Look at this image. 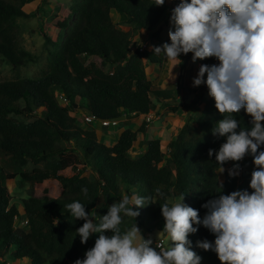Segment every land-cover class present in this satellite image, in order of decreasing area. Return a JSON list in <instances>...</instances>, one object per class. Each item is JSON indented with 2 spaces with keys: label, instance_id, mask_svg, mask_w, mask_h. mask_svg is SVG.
Instances as JSON below:
<instances>
[{
  "label": "trees",
  "instance_id": "trees-1",
  "mask_svg": "<svg viewBox=\"0 0 264 264\" xmlns=\"http://www.w3.org/2000/svg\"><path fill=\"white\" fill-rule=\"evenodd\" d=\"M37 1L45 3L0 0V57L13 70L37 60L21 44L19 23L43 11L42 5L31 13L24 10ZM174 1L165 0L163 6H155L153 0H71L69 6L59 10L50 35L45 36L46 70L36 78L0 81L1 264H7V254L15 260L28 259L29 264H74L77 259H84L99 233L92 234L86 244L81 243L76 230L84 221L75 220L65 207L74 201L85 204L87 212L93 211L94 222L99 223L108 206L124 194L136 192L152 197L149 202L156 203L138 209L133 206V210L140 212L136 223L148 233H162L165 221L161 204L165 201L156 195V188L170 200L184 195L188 206L198 210L201 218L207 212L202 205L208 200L238 191L240 172L230 177L227 170L232 167L227 162L223 165L226 171L218 174L215 151L226 142V137L212 134L216 123L224 119L212 97L203 110L195 113L196 101L185 104L177 100L179 105L169 104L173 114L182 104L188 111L176 137L167 146L160 138L143 140L140 144L146 147L145 151L136 156L131 153L139 135L147 132L148 115L156 109L151 94L157 99L171 98L167 90L154 89L145 67L146 63L163 66L165 56L153 54L152 48H133V39L144 30L152 33L156 41L153 46L170 43V39L161 37L162 21ZM113 10L128 29L113 20ZM91 57L99 58L100 63L88 62ZM202 64L218 65L219 61L212 57L201 60ZM177 89L208 91L206 84L191 89L180 84ZM77 107L101 121L135 114L144 119L136 131L124 130L114 144H105L98 138L95 121L84 127L80 117L71 115ZM233 118L240 122V127H252L251 117L244 109L234 113ZM209 149L215 150L211 157ZM258 151H264V145ZM77 153L83 159L81 169L77 167ZM248 160L251 170L244 175L250 184L255 165L251 155ZM70 167L74 170L71 176L62 174ZM88 170L91 173L86 175ZM13 179L18 180L20 187L27 183L32 188L56 180L62 193L52 198L45 189L41 197L31 191L27 198L16 199L6 186ZM218 182L223 183L222 193H218ZM85 186L87 198L81 193ZM123 221L122 230L135 222L129 217H123ZM194 227L198 231L190 234L189 239L192 250L202 258L201 264H221L215 252L197 247V241L214 242V234L202 225Z\"/></svg>",
  "mask_w": 264,
  "mask_h": 264
},
{
  "label": "clouds",
  "instance_id": "clouds-1",
  "mask_svg": "<svg viewBox=\"0 0 264 264\" xmlns=\"http://www.w3.org/2000/svg\"><path fill=\"white\" fill-rule=\"evenodd\" d=\"M164 4L165 0H153L152 5ZM170 23V43L152 46L153 54L163 53L172 70L183 63L181 54L192 53L193 62L212 57L219 61L218 65L202 64L193 80L194 87L206 84L215 108L224 117L212 134L226 137V142L218 151L209 149L208 156L215 151L218 174L226 171L225 163L237 162L227 170L235 177L240 171L238 162L251 155L255 165L249 184L252 191H232L208 200L202 205L207 212L201 218L198 210L183 203L184 195L172 202L156 188V195L165 201L161 212L166 242L158 241L155 246L142 235L136 223L140 212L133 210V206L138 209L156 203L149 202L152 197L124 194L108 206L99 223L94 222L93 211L85 210V204L69 203L65 207L70 215L84 221L76 230L81 243L99 233L85 258L74 264H201L189 239L198 231L194 225L214 234V242L197 241V247L215 252L221 264H264V151H258L264 145V0H180L171 11ZM169 79H176L173 72ZM241 109L251 117L250 129L240 127L233 118ZM218 186L222 193L223 183ZM81 193L87 198L88 188L82 187ZM123 217L134 219L130 228L122 230Z\"/></svg>",
  "mask_w": 264,
  "mask_h": 264
},
{
  "label": "rangeland",
  "instance_id": "rangeland-1",
  "mask_svg": "<svg viewBox=\"0 0 264 264\" xmlns=\"http://www.w3.org/2000/svg\"><path fill=\"white\" fill-rule=\"evenodd\" d=\"M45 3H41V1H37V3H34L33 6L26 7V11L31 13L34 12L38 6L42 5L43 11L40 12L36 17L30 18L27 20H19V23L21 25V44L23 47L31 52L32 54L37 56V60L35 62H30L27 64L25 67L20 68L19 70H13L10 65H8L6 62H4L1 57H0V81H6V80H13L16 79L17 77H29V78H36L39 77L44 70H46L47 67V49L44 47V42H45V36H49L50 34V29L51 27L55 24V22L58 20L57 18V13L59 12L60 9H63L69 4H71V0H44ZM180 2V0H175L174 3H172L171 7H176L177 4ZM25 9V8H24ZM171 11L172 9L170 8L167 10L163 21H162V27L163 31L161 33V37L163 39H169L168 37V30L172 28V24L170 23V16H171ZM56 15V16H54ZM115 22L116 19L114 20ZM120 27L123 29H128L126 28V25L124 22L120 21ZM174 30V29H173ZM134 46L133 48L136 47H142L144 49H151L152 46L156 43L155 39L152 36L151 32L147 31H141L136 34L134 37ZM190 58V59H189ZM94 61L96 63H100V59L97 57H91L88 62ZM183 63H185V68H187L186 73L182 72V69L180 65L176 66L172 70V63H169L170 69L167 70L166 75L170 74L173 72L175 69V73L173 72V75L176 76L175 80L167 79L166 75L162 76V79L159 80L158 77L160 75L159 72L161 70L165 71V66L157 68V73L154 75L152 72L153 66L149 64H145L146 71L148 74L149 79L154 83L155 86L160 85L162 89L168 90L169 95H171L170 100H167L168 103L171 106H177L179 105L176 100H174L175 96L180 98L185 101V103H191L192 101H196L197 104L194 106V113L198 112L199 110H203L206 106V103L208 100H210V96L208 94V91L205 89L199 90V92L193 93L189 90H178L177 85L182 82L181 86L184 85V88L191 89L194 88L193 86V80L198 74L199 67L201 66V60H196V62L192 61V56L188 57L187 59H184ZM158 67V66H157ZM161 69V70H160ZM107 71H111L108 67L106 68ZM206 78V75H205ZM204 84L198 86L197 88L203 87ZM159 87V86H158ZM154 89H157V87H154ZM175 94V95H174ZM151 98L153 100V103L156 104V107H162V110H165V113L163 114L164 111H162V118L158 121H155L154 119V113H150L147 117L149 127L147 129V132L145 134H140L138 137V141H136L133 145V148L131 150V153L136 156L140 154L142 151H145L144 147L142 148V144L140 142H143V140H153L157 139L160 137L162 139V144L164 146H167L168 142L172 140L173 138L176 137L178 131L180 130L181 126L183 125V121H169L172 116L175 114L171 113L169 110L170 109H165L166 108V103L164 98H159L157 99L154 94H151ZM79 99H77V102ZM168 105V107L170 106ZM181 105V104H180ZM182 107L184 111L187 112V117H188V111L187 109L183 108V104L180 106ZM161 114V112L159 113ZM73 116H77L81 118V123L84 125V127H89L90 124H87L84 122L86 119V114H84L81 109L78 107L76 110L71 113ZM144 117L140 116V118L137 119L134 122L133 119L121 121L118 123V125H113L110 126V129H106L101 126V124L95 122L93 124L95 129H98L100 133H102V136H105L107 133L109 134L110 132L116 136L119 135V131L121 129L127 130L131 129L136 131L137 128H139L140 123L143 121ZM139 123V124H138ZM162 128L164 132L160 133L159 129ZM171 128V129H170ZM114 132V133H113ZM102 140V139H101ZM116 140V139H115ZM114 140V142H115ZM114 144V143H113ZM68 147H73V145H67ZM77 156L80 158V161L77 164L78 169L83 168V159L79 153H77ZM245 159L249 158V155H246L244 157ZM228 166L233 167L234 163L237 162H228ZM239 163V162H238ZM251 170V164L248 160L244 164V171L242 174H240V180L238 182L239 189L238 190H247L249 193H251L252 189L249 187V183L247 182L245 178V173H248ZM74 173V170L70 167L66 169L65 171L62 172V174L66 176H71ZM91 173V170H88L86 172V175H89ZM6 186L8 188L9 193L17 198H27L28 194L32 191L35 196H43L44 190H48V195L52 198H58L61 193L62 189L56 180H49L45 181L42 184H37L35 185L34 188L30 187L29 184H25L23 187L19 186L18 180L13 179V180H8L6 182ZM177 198H173L170 201L174 202ZM185 204H189V201H183ZM20 211L22 212V207H19ZM142 235L144 236L145 239L151 238L156 241H159L161 239L166 242V236H164L160 231L156 230L151 233L146 232L145 230H141ZM14 250V248H13ZM3 260L0 259V264L3 263ZM5 261L7 264H29L28 259H22V260H15L12 258L9 254L5 255Z\"/></svg>",
  "mask_w": 264,
  "mask_h": 264
},
{
  "label": "crops",
  "instance_id": "crops-1",
  "mask_svg": "<svg viewBox=\"0 0 264 264\" xmlns=\"http://www.w3.org/2000/svg\"><path fill=\"white\" fill-rule=\"evenodd\" d=\"M26 7H28V6H26ZM26 7H24L25 9V11H26ZM27 12V11H26ZM27 13H29V12H27ZM111 15H112V17H113V20H115L116 19V21L117 22H119V21H121V17L119 16V14L115 11V10H113L112 12H111ZM121 23V22H120ZM193 54L192 53H188L187 55H184V54H181V56H180V59L182 60V61H184V59H187L188 57H191ZM190 59V58H189ZM169 61H167V59H165V61H164V64H163V67L165 68V71H163V70H161V72H159L160 73V75H159V77H158V79L159 80H161L162 79V76L163 75H166V73H167V70L168 69H170V66H169ZM183 65H184V68L182 69V72H185L186 73V70H187V68H185V63H182ZM182 64H180V67H181V65ZM150 65V64H149ZM153 66V65H152ZM162 67V66H161ZM160 67V68H161ZM157 68H159V66L157 67V66H153V69H152V72H153V74L155 75L156 73H157ZM176 70V69H175ZM173 71L174 73L176 72V71ZM197 76V75H196ZM169 77H170V74H168V75H166V78L167 79H169ZM206 79V78H205ZM171 80H173V79H171ZM183 82V81H182ZM182 82H180V84H182ZM180 84H178V85H180ZM177 85V86H178ZM159 86V87H158ZM183 86V88H184V85H182ZM153 87H157V89L158 90H165V89H162V88H160L161 86L160 85H157V86H155L154 85V83H153ZM168 91V90H167ZM175 95V94H174ZM169 97V96H168ZM170 97H171V95H170ZM174 100H178V101H180V100H182L181 98H180V96L178 95V97L177 96H175V98H174ZM184 101V100H183ZM165 102L166 103H164V104H166L167 106H166V108L165 109H169V107H168V105H169V103H168V101L167 100H165ZM184 103H185V101H184ZM186 104V103H185ZM162 111H164L163 112V114L165 113V110H162V107H156V109H155V111L154 112H151V113H154V116H155V118L156 119H154L155 121H158V120H160L161 118H162ZM161 112V114H159ZM126 117H129V116H126ZM138 118H140V116H138V117H133V118H130V119H133L134 120V122H135V120H136V122L135 123H137V119ZM126 120H129V118H127ZM148 120V119H147ZM187 120V112L186 111H184L183 109H180L174 116H172L171 118H170V120L169 121H186ZM98 123V122H97ZM139 124V123H138ZM111 126H113V125H111ZM117 126V125H116ZM149 127V126H148ZM106 129H110V126H108V127H105ZM138 129V128H137ZM171 129V128H170ZM124 131V129H121L120 131H119V135L122 133ZM159 131H160V133H162V132H164V130L162 129V128H160L159 129ZM96 132H97V135H98V138H99V140H101L102 139V141L105 143V144H112V143H114V140L116 139L117 140V138H116V136L115 135H113L111 132L108 134H106L105 136H102V133H100L99 132V130L98 129H96ZM114 133V132H113ZM118 135V136H119ZM117 136V137H118ZM158 138H160V137H158ZM161 139V138H160ZM115 140V141H116ZM144 147V149L146 148L145 146H142V148ZM143 152V151H142Z\"/></svg>",
  "mask_w": 264,
  "mask_h": 264
},
{
  "label": "built area",
  "instance_id": "built-area-1",
  "mask_svg": "<svg viewBox=\"0 0 264 264\" xmlns=\"http://www.w3.org/2000/svg\"><path fill=\"white\" fill-rule=\"evenodd\" d=\"M141 49H143L141 47ZM86 123L90 124L92 123L93 121H98L103 127H108L110 125H116V122H112L110 120H96L95 117H93L92 115H88L86 116V119H84ZM246 162V159L244 158L243 160L239 161V165H240V174H242V172L244 171V164ZM154 244L153 246H155V243H157L158 241L152 239ZM159 241H164L163 239L159 240Z\"/></svg>",
  "mask_w": 264,
  "mask_h": 264
},
{
  "label": "water",
  "instance_id": "water-1",
  "mask_svg": "<svg viewBox=\"0 0 264 264\" xmlns=\"http://www.w3.org/2000/svg\"><path fill=\"white\" fill-rule=\"evenodd\" d=\"M174 8V6L172 7V9ZM139 115L138 114H135L133 116H129V117H126V116H121V117H118V118H115V119H112V122H121V121H125L127 118H133V117H138Z\"/></svg>",
  "mask_w": 264,
  "mask_h": 264
}]
</instances>
